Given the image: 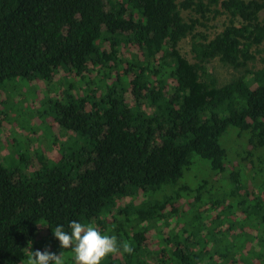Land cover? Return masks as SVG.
<instances>
[{
    "label": "trees",
    "instance_id": "obj_1",
    "mask_svg": "<svg viewBox=\"0 0 264 264\" xmlns=\"http://www.w3.org/2000/svg\"><path fill=\"white\" fill-rule=\"evenodd\" d=\"M221 14L212 36L196 29ZM187 36L192 59L179 48ZM263 43L264 0H0V86L49 83L59 69L78 77L38 109L71 132L60 157L34 164L13 148L5 165L0 156V264H27L42 225V249L59 253L52 230L72 220L133 246L102 264H147L140 223L168 224L173 213L179 227L159 232L156 264H264V66L249 65ZM214 59L239 74L220 83ZM93 70L101 77H89ZM229 128L227 144L239 146L261 192L239 193L244 174L235 168L229 191L212 194L203 171L219 174L233 162L219 141ZM258 151L260 165L250 158ZM138 191L142 201L110 217L118 198ZM182 197L191 210L180 209ZM202 205L216 213L207 217Z\"/></svg>",
    "mask_w": 264,
    "mask_h": 264
},
{
    "label": "rangeland",
    "instance_id": "obj_2",
    "mask_svg": "<svg viewBox=\"0 0 264 264\" xmlns=\"http://www.w3.org/2000/svg\"><path fill=\"white\" fill-rule=\"evenodd\" d=\"M183 14L186 17L190 13H188L187 11H183ZM225 21L226 15L224 14L218 15L217 17L210 16L207 20H205V26L198 25L196 29L200 31H207L209 33V36H212L215 32L222 28ZM135 48L136 47L131 44L128 47H123L120 52V57L122 59L129 57V53L134 51ZM179 48L184 56H186L188 59H192V54L190 52V36H187L183 40H181V42L179 43ZM262 48L263 52H261L260 55L256 56L255 61L249 63V65L253 66L254 68L264 66V43L262 45ZM210 68L217 75L220 83L226 82L230 78L239 74V71L221 64L217 59H214L211 62ZM102 71H104V69H102ZM88 75L89 77L92 76L93 78L95 75H97V72L96 70H93L92 72H89ZM114 75L115 73H113L112 71L110 77L113 78ZM97 77H101V74L97 75ZM77 78L78 77L73 73H68L63 69H59L56 73H54L53 80L49 83L37 78L31 80L29 85H27L25 81V84L20 82L15 83L12 81V83L7 82V84H5L6 87L0 86V156L2 157V161L5 165L13 164L12 155L14 154V149L17 151L25 150L24 154L29 155V158H32L34 164L43 157H49L50 159L54 160L60 157L59 144L63 141H66L69 137V133L71 132L63 131L57 125V123H54L50 116H41L38 112V109L44 100V95H46L47 93L50 96L60 94V92H62V90L66 88L68 81L78 83ZM126 99L129 103L133 101L130 93L126 94ZM145 109L150 111V108H147L146 106ZM232 130L234 129L229 128L228 131L220 137L219 141L226 148L230 147L228 149V154L229 157L232 158L233 162H228L226 164L225 172L219 174L214 175L212 171L207 169L203 171V174H206L205 171L208 172L206 177L209 183H212V194H216L217 197H221L223 195V189L225 191H229V188L233 186L228 176L230 174V171L235 168L241 169L244 174L243 180L241 182L243 188L239 189V193L243 194L246 190L253 191V189L255 192H261L260 188L263 185L262 182H259L256 178L253 180L254 173L250 168V163H246V161H241L239 159L240 157L238 156V154H236L239 146L236 147L235 144L229 146L227 144V135ZM231 136L232 134L230 135V137ZM230 140L232 141L233 138H231ZM16 143L20 145V148H18V145L14 146V144ZM23 144H25V147ZM247 149H249V146H247ZM255 154L256 155L254 157L251 156L250 158L253 159L256 164L260 165L257 159V155L262 156V153L258 151ZM31 166L33 167V165H30V168ZM193 168L199 170L196 166ZM256 176L260 177L258 175ZM262 191L264 192V187L262 188ZM248 193H250L249 198L253 197V193ZM156 195L161 196V194ZM145 197L146 195L143 194V192L138 191L136 194L118 198L113 209L114 211L109 214L110 217L113 214L119 220L120 216H117L115 214L116 208L125 206L130 202L137 204ZM188 200L191 201V198H179V203L181 205L180 209L191 210L187 202ZM227 201H231V203L235 204L236 197H228L225 202ZM209 207L210 205H202L200 207V210L210 209ZM207 211L208 212L206 213L204 212V214H207V217H210L211 215H214L216 213V209ZM234 214H236V212L232 213V215ZM241 216L242 214L238 213L237 217ZM179 219L180 217H176L175 213H173L170 214L166 219L168 224L163 223V221L155 222V220L143 221L140 223L145 233V248L149 250L146 255H141V259L143 261H145L147 264H156L157 257L154 251L158 248L159 245V232L162 233L163 230V232L169 233L170 230L174 229L175 227H179V224H177V220ZM46 234V228L42 225L40 232L36 236L34 242L30 244V247L28 249L29 254V250L43 251V245L41 246L39 242L47 238ZM71 255L73 254L69 250L66 255L67 261L73 259L70 257Z\"/></svg>",
    "mask_w": 264,
    "mask_h": 264
},
{
    "label": "clouds",
    "instance_id": "obj_3",
    "mask_svg": "<svg viewBox=\"0 0 264 264\" xmlns=\"http://www.w3.org/2000/svg\"><path fill=\"white\" fill-rule=\"evenodd\" d=\"M52 231L62 251L29 250L27 264H65L63 250H71L74 264H102L110 255L134 251L130 242L119 240L115 234L102 233L91 223L72 220L67 229L57 225Z\"/></svg>",
    "mask_w": 264,
    "mask_h": 264
}]
</instances>
